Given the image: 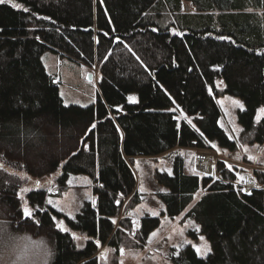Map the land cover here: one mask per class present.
Masks as SVG:
<instances>
[{
	"label": "trees",
	"instance_id": "16d2710c",
	"mask_svg": "<svg viewBox=\"0 0 264 264\" xmlns=\"http://www.w3.org/2000/svg\"><path fill=\"white\" fill-rule=\"evenodd\" d=\"M184 3L193 10L185 12ZM46 51L98 67L93 103L64 104L58 82L44 68ZM224 95L244 106L237 139L219 126L218 98ZM262 107L264 0H6L0 3L1 225L44 239L49 264H99L103 247L140 249L160 219L142 217L133 230L128 211L142 195L130 160L176 148L208 149L209 143L229 151L262 145L264 117L255 119ZM176 110L193 126L178 122ZM188 163L193 169L192 159ZM171 164V174H154L166 190L156 194L163 214L179 216L202 189L186 217L210 251L201 257L186 244L169 262L264 264V170L252 172L258 186L248 194L221 161L218 179L187 173L179 153ZM61 166L54 184L65 187L70 174L91 177L95 205L86 202L70 219L47 205L41 187L26 194L34 211L24 217L16 173L42 180ZM58 221L69 231L57 228ZM72 233L88 237L83 248ZM188 236L195 239L193 232Z\"/></svg>",
	"mask_w": 264,
	"mask_h": 264
},
{
	"label": "rangeland",
	"instance_id": "374dc122",
	"mask_svg": "<svg viewBox=\"0 0 264 264\" xmlns=\"http://www.w3.org/2000/svg\"><path fill=\"white\" fill-rule=\"evenodd\" d=\"M183 10L185 12H191L193 9L189 4L184 3ZM41 59L46 72L55 77V80L58 82L59 93L65 105L87 106L96 100L98 94L97 83L99 80V71L96 65L89 67L48 51L43 53ZM88 74L92 75V80L88 79ZM216 87L222 89L223 84L216 82ZM235 101H238L239 105H243L238 98L228 95L218 98V103L222 109L219 126L221 127L223 125L221 128L230 136V139H237L241 132V127L237 122V113L241 108L234 103ZM176 112H178V122L182 119L188 123L189 120L191 121L190 118H187L179 110H176ZM189 124L193 126L192 122ZM212 145V143H209L210 148L208 149L191 150L176 148L171 153H165L156 157H137L130 160L136 178L137 191L142 195L141 202L131 211H128L134 224L133 230H136L140 219L145 216L158 217L160 219V225L152 232L156 233V236L153 237L151 233L147 244L140 249L120 248L124 250L123 255H121L120 249L115 252L112 248H101L97 253L99 264H121V261L123 264H171L169 262V256L186 244H190L195 250L196 247L194 246L200 247L202 250L205 247L209 248L205 238L199 234V227L191 219L186 217L188 211L196 204L204 191L200 189L194 195L191 204L179 216L170 218L163 214L164 206L156 196L158 192H165L166 190L155 181L154 174L156 172L171 174V160L175 153H179L185 158L187 165L186 172L196 174L200 178H202L201 176H209L218 179L217 169L215 170V165H217L216 162L218 161H221L228 170L230 169L227 165H232L231 171L235 172L237 177L239 174L246 179H252L253 171L264 170V144H241L234 151L220 148L217 145L213 147ZM196 150H201L203 152L202 154H205L206 159L194 161ZM249 156H253L256 159L250 160L248 159ZM190 159H192V167L196 165L208 172L200 173L196 172L194 168H189L188 161ZM199 164L201 166H198ZM61 171L62 166L53 176L42 180H35L22 173H16V178L22 181L19 190L22 211L25 204L30 207L25 196L30 190L37 189V181L40 184L39 188L43 187L47 190L46 203L51 199L55 204V206L48 203L47 205L52 206L58 211L63 208V211L60 212L70 219L76 217L86 202L92 203L94 201V182L91 177L83 174H70L66 180V186L59 188L54 184V181L61 174ZM235 186H240L241 190L247 189V192L242 191L245 193H249L253 188H257L256 183L250 186L249 183H241L239 181ZM23 189H29V191L22 192ZM126 201L127 198L124 199L123 208ZM153 211L158 213V215H152ZM1 224L0 222V264L50 263V246L44 239L9 232ZM188 232H193L195 239H191L188 236ZM77 236L83 237L80 234H77ZM201 237H203V240ZM75 244L78 249L83 248L85 244L84 239H75ZM105 251L106 259L101 258V253ZM198 255L201 257L205 256L202 254Z\"/></svg>",
	"mask_w": 264,
	"mask_h": 264
},
{
	"label": "snow or ice",
	"instance_id": "6c2138e0",
	"mask_svg": "<svg viewBox=\"0 0 264 264\" xmlns=\"http://www.w3.org/2000/svg\"><path fill=\"white\" fill-rule=\"evenodd\" d=\"M5 2H6V0H0V3H5ZM12 6L15 7V8H22L23 7L21 4H13ZM23 10L24 11H28L27 8H23ZM221 39H229V38H227V37H221ZM128 100H129V102H136L137 101V98L135 96H129L128 97ZM234 103H236L241 108V110H243V105H239V102L238 101H235ZM262 117H264V107H262V108H260L258 110L255 119H256L257 122H260L261 119H262ZM189 123H191L190 120H189ZM92 127L94 128L95 125H92ZM221 127H223V125H221ZM212 146L213 147H216L215 144H213ZM237 158H239V157H237ZM248 159L255 160L256 158L253 157V156H249ZM227 167L230 170L232 169V165H227ZM238 181L241 182V183H249V184H254L255 183L254 178L253 179H246L244 176H241L239 174H238ZM39 186H40L39 181H37L36 182V187L39 188ZM23 191H29V189H23L22 192ZM49 191H51V189H49ZM242 191L247 192L248 190L247 189H242ZM248 194H250V192ZM47 203L48 204H52V205L55 206L54 202L51 199H49L47 201ZM117 203H119V201H117ZM93 205H95V201H93ZM33 211L34 210L32 208L28 207L27 204H25V206L23 207V215H24V217H26V218L32 217L33 216ZM60 211H63V208H61ZM69 215H71V213H69ZM152 215H158V213H156V212L153 211L152 212ZM53 219L55 220L56 218L53 217ZM113 223H115V221H113ZM56 226H57V228H59L62 231H65V232L69 231V229L67 227H65L63 221H58ZM72 236H73L74 239H77V240H79V239H88V237H80V236H77L76 233H72ZM152 236L153 237L156 236V233H152ZM201 239L203 240V237H201ZM96 243H97V245H99V241H96ZM194 247H196V251H197L198 254L206 255L207 252L210 251V249L207 248V247H205L203 250L200 247H197V246H194ZM106 251L103 252V253H101V258L106 259ZM120 252H121V255H123L124 250L123 249H120ZM121 264H123L122 261H121Z\"/></svg>",
	"mask_w": 264,
	"mask_h": 264
},
{
	"label": "built area",
	"instance_id": "2783aa9c",
	"mask_svg": "<svg viewBox=\"0 0 264 264\" xmlns=\"http://www.w3.org/2000/svg\"><path fill=\"white\" fill-rule=\"evenodd\" d=\"M203 152L201 151V150H196L195 151V155H194V161L195 160H197V161H200V160H204V159H206V156H205V154H202ZM201 162H203V161H201ZM198 166H201L200 164L198 165ZM194 170L196 171V172H200V173H202V172H208L207 170H203V169H201L200 167H197L196 165H194ZM243 185V184H242ZM254 185V184H253ZM250 189H252V188H250ZM250 191V190H249Z\"/></svg>",
	"mask_w": 264,
	"mask_h": 264
},
{
	"label": "water",
	"instance_id": "95a60500",
	"mask_svg": "<svg viewBox=\"0 0 264 264\" xmlns=\"http://www.w3.org/2000/svg\"><path fill=\"white\" fill-rule=\"evenodd\" d=\"M88 79L92 80V75L91 74H88Z\"/></svg>",
	"mask_w": 264,
	"mask_h": 264
},
{
	"label": "bare ground",
	"instance_id": "6f19581e",
	"mask_svg": "<svg viewBox=\"0 0 264 264\" xmlns=\"http://www.w3.org/2000/svg\"><path fill=\"white\" fill-rule=\"evenodd\" d=\"M252 184H250V186H251Z\"/></svg>",
	"mask_w": 264,
	"mask_h": 264
}]
</instances>
